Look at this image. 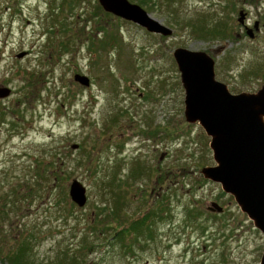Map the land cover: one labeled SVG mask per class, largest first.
Instances as JSON below:
<instances>
[{
    "label": "rangeland",
    "instance_id": "374dc122",
    "mask_svg": "<svg viewBox=\"0 0 264 264\" xmlns=\"http://www.w3.org/2000/svg\"><path fill=\"white\" fill-rule=\"evenodd\" d=\"M129 1L173 35L105 16L98 0H0V91L9 90L0 97V250L33 233L38 263L75 252L86 239L95 244L84 252L86 264H260L264 235L201 173L216 165L211 138L199 123L186 121L173 53L205 52L231 93H258L264 0ZM242 11L253 39L239 23ZM218 28L226 33L215 34ZM77 74L87 76L90 87L75 82ZM75 144L87 154L73 151ZM54 155L63 160L62 177L70 178L62 183L65 202L60 190L51 192L57 182L36 173L37 162ZM139 167L144 174L133 178ZM115 174L128 184L127 223L148 206L168 209L155 239H140L132 253L111 239L114 231L94 233L91 226L97 206H114L108 183ZM74 180L87 189L84 208L71 205ZM212 202L223 214L209 211ZM189 210L203 215L189 218Z\"/></svg>",
    "mask_w": 264,
    "mask_h": 264
},
{
    "label": "water",
    "instance_id": "95a60500",
    "mask_svg": "<svg viewBox=\"0 0 264 264\" xmlns=\"http://www.w3.org/2000/svg\"><path fill=\"white\" fill-rule=\"evenodd\" d=\"M106 13L136 24L148 33L171 37L173 30L155 20L140 5L129 0H98ZM239 23L246 25V13ZM259 30V24H255ZM250 38L254 31L247 28ZM25 53L20 55L22 58ZM185 90V118L199 123L208 137L215 166L204 167L203 177L219 184L232 196L264 235V87L255 94H233L226 84L216 79L215 60L205 52L177 48L173 53ZM75 82L90 87L87 76L75 75ZM9 94L1 90L0 97ZM78 150L79 145L71 147ZM71 201L84 208L88 203L86 187L78 180L69 188ZM209 211L222 214L224 208L212 202ZM264 264V252L260 260Z\"/></svg>",
    "mask_w": 264,
    "mask_h": 264
},
{
    "label": "trees",
    "instance_id": "16d2710c",
    "mask_svg": "<svg viewBox=\"0 0 264 264\" xmlns=\"http://www.w3.org/2000/svg\"><path fill=\"white\" fill-rule=\"evenodd\" d=\"M148 1L149 0H141V3L145 4ZM98 6L99 11H102L103 9L100 8L101 6ZM104 15L108 17L111 16V14L109 15L105 12ZM95 16L98 17V15H96V12ZM214 32L215 34L218 33L221 36L226 33L221 30V28L216 29ZM64 49H67V45H65ZM118 117L119 116L115 117L113 121L116 122L118 120ZM76 151H83L87 154V150L84 145H79V149ZM91 160L92 158H90V161ZM62 164L63 160L60 159V156L57 157V155H54L51 159L39 160L37 162L36 173L38 177L42 178L47 172L48 175L51 176L49 180L57 182V185L54 186V188H51V192L54 194L56 190H60L62 193H64L62 196V202H65L69 198L66 194V187H64L62 183L67 182L70 178L65 175L64 177H62L63 175H61V173L64 171ZM142 174H144V169L139 167L136 172L132 173V177L136 178L138 176H142ZM52 176L54 177L53 179ZM38 177H35V184L33 186H36V183L39 182ZM123 181V179H119L118 175L115 174L112 181L108 183V187H110L111 190L110 196L114 199V206H97L95 208L96 215L92 220L91 226H93L94 233H96L97 231H100L101 233L114 231L115 233L111 239L118 240V242L123 245L125 244L128 251L132 253L133 246H135L140 239H155V227L159 223H162L163 221L168 219V216L166 214V210L168 209H165L164 207L153 208V206L150 207L148 206L149 204H147L149 209L147 211L145 209L144 214L141 218L133 219L132 221H129L127 223L122 209L130 202V198H128V193L126 194V191H124L123 189L124 185L128 184ZM145 203L146 201L144 202V204ZM71 205L73 208H75V204L73 202ZM73 208H71L72 212L68 210L69 214H73ZM139 210H141V208ZM188 215L189 218L196 219L198 217H202L203 213L189 210ZM100 224L102 228L98 230L97 227ZM38 238L39 237L33 233L23 234L21 239L15 240L16 244L14 245V247L9 248L6 251L0 250V264H86L84 262V252L86 250L92 251L95 248V244L87 243V240L83 239L84 245L81 246L79 250H76L75 252L65 251L57 255L54 260L49 261L48 263H38L34 255V247L35 244L39 241Z\"/></svg>",
    "mask_w": 264,
    "mask_h": 264
},
{
    "label": "flooded vegetation",
    "instance_id": "af4514ba",
    "mask_svg": "<svg viewBox=\"0 0 264 264\" xmlns=\"http://www.w3.org/2000/svg\"><path fill=\"white\" fill-rule=\"evenodd\" d=\"M244 27H245V29H247V28H248V26H247V25H245Z\"/></svg>",
    "mask_w": 264,
    "mask_h": 264
}]
</instances>
